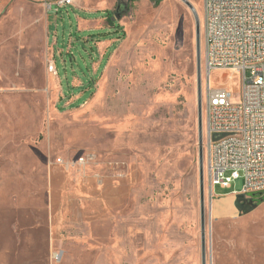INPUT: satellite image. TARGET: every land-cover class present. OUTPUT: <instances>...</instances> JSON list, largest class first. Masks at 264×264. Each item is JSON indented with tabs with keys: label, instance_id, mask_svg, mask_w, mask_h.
Masks as SVG:
<instances>
[{
	"label": "rangeland",
	"instance_id": "rangeland-1",
	"mask_svg": "<svg viewBox=\"0 0 264 264\" xmlns=\"http://www.w3.org/2000/svg\"><path fill=\"white\" fill-rule=\"evenodd\" d=\"M56 1L0 0V264H202L192 10ZM204 181L207 264H264V193L217 215Z\"/></svg>",
	"mask_w": 264,
	"mask_h": 264
},
{
	"label": "built area",
	"instance_id": "built-area-1",
	"mask_svg": "<svg viewBox=\"0 0 264 264\" xmlns=\"http://www.w3.org/2000/svg\"><path fill=\"white\" fill-rule=\"evenodd\" d=\"M73 3L57 0L56 10ZM203 16L208 193L213 199L216 186L230 188L243 179L241 193L260 195L264 193V0H203ZM48 70L57 75L54 60ZM216 71L224 72L222 78L238 76L237 101L229 87L214 85Z\"/></svg>",
	"mask_w": 264,
	"mask_h": 264
},
{
	"label": "water",
	"instance_id": "water-1",
	"mask_svg": "<svg viewBox=\"0 0 264 264\" xmlns=\"http://www.w3.org/2000/svg\"><path fill=\"white\" fill-rule=\"evenodd\" d=\"M182 1L192 10L196 23V63H197V92H198V142H199V171H200L202 264H207L203 111H202L201 24H200L198 12L193 6V4L189 0H182ZM118 17L120 19V16ZM234 197L239 201H244L247 199L246 195L243 193L236 194ZM246 210H249V207H247Z\"/></svg>",
	"mask_w": 264,
	"mask_h": 264
},
{
	"label": "crops",
	"instance_id": "crops-1",
	"mask_svg": "<svg viewBox=\"0 0 264 264\" xmlns=\"http://www.w3.org/2000/svg\"><path fill=\"white\" fill-rule=\"evenodd\" d=\"M117 0H113L111 6L108 7L107 11L114 9ZM120 23V20L118 21ZM120 31V30H119ZM235 193H226L222 195H217L213 198L214 203H212L213 210L217 215H229L234 212V201Z\"/></svg>",
	"mask_w": 264,
	"mask_h": 264
},
{
	"label": "trees",
	"instance_id": "trees-1",
	"mask_svg": "<svg viewBox=\"0 0 264 264\" xmlns=\"http://www.w3.org/2000/svg\"><path fill=\"white\" fill-rule=\"evenodd\" d=\"M134 0H117L116 5L113 10L107 11L111 20H119V17L122 18L126 15L132 6ZM155 4H159L162 0H152ZM116 23V22H115ZM114 23V25H115Z\"/></svg>",
	"mask_w": 264,
	"mask_h": 264
}]
</instances>
